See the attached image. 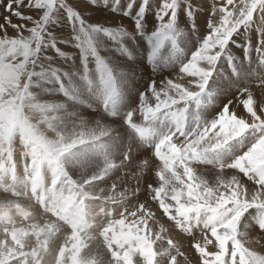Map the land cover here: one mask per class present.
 I'll list each match as a JSON object with an SVG mask.
<instances>
[{"label":"snow or ice","instance_id":"6c2138e0","mask_svg":"<svg viewBox=\"0 0 264 264\" xmlns=\"http://www.w3.org/2000/svg\"><path fill=\"white\" fill-rule=\"evenodd\" d=\"M91 2L94 3L95 0ZM134 2L135 0H129V7ZM194 2L195 0H141L135 14L130 19L135 28L140 30L145 11H151L152 6L155 5L156 26L153 36L159 41L166 39L175 41L180 34L176 24L178 12H182L189 20H194L198 14L209 11L207 6L194 7ZM224 3L227 6L223 11H221L223 5H211V15L207 16L208 34L186 62L179 67L175 75L171 78L149 82L140 95L138 106L123 114L125 124L137 137L150 143L152 155L159 161L154 165V176L149 178L146 185L148 195L141 192L137 197V205H141L150 196L153 207H159L161 214L167 211L171 218L166 221L168 227L177 229L179 232L169 233L166 227L161 230L159 238H150L145 226L147 216L143 212L140 214L141 219L132 217L121 224L114 223L115 235L110 232L109 236L121 245V256L126 252L128 257L127 262L120 259L119 264H136L137 258L141 259L143 264H156L158 256L154 254L157 249V243H154L156 240L161 244L167 241L172 242L165 249L169 256V264H177L174 257L190 258L195 264H242L239 251L235 256L232 255V241L227 240V237L231 235L228 226H219L221 223L218 208L219 193L204 194V185L201 181L208 174L198 173L194 164L203 161L206 154L224 149L232 141L249 131L253 134V140L239 154L240 156L252 149L254 144L259 147L261 143H264V75L258 78V87L261 92L259 97L254 96L250 87H243L223 105L210 122L200 121L196 117L195 126L191 129H187L184 124L185 114L190 104L199 107L202 98L203 102L211 103L213 93L206 90L209 79L221 56L227 55L226 49L234 36H243V43L238 46L243 47L245 59L248 58L250 51H254L258 63L264 66V32L260 30L259 25V14L264 11L262 7L264 0H259V2L257 0H232V3L224 0ZM24 7L25 0H7L5 10L18 20L26 21L27 24L13 23L9 15L4 16V23H0V33H2L0 39L25 40L26 37L30 38L28 41L30 47L35 50L30 60L35 59L36 63L29 65L32 72L27 77L28 87L34 74L33 69L43 55V49L49 46L55 48L56 38L49 31L48 25L58 14L63 18L66 15V23L71 26L75 47L79 48L82 54L93 56L95 52L92 42L93 34L102 32L113 39L126 34L122 27L111 28L102 24H88L82 12L75 10L65 0H27L29 10H38L36 13L38 18L25 15L18 10ZM249 9H252L253 19L236 28L237 19L242 20ZM115 10L114 8L113 11ZM45 13H47L46 16ZM122 15L129 16V12L125 10ZM28 24L31 27H28ZM6 25L14 30V35L8 34ZM33 29H36L38 38L32 36ZM249 33L252 39L249 38ZM154 56L155 50L150 54L149 60L151 61ZM7 59L9 57H5L4 62ZM228 62L231 66L230 56ZM189 77L191 79H188ZM114 96L115 87L113 86L107 111L113 112L111 105ZM137 111L143 117L142 124L136 123L133 119ZM160 117L171 118L175 122V127L158 139L150 140L147 125ZM93 141H96L95 137ZM4 146L5 141L0 140V178L7 181L5 187H8L15 182L16 163L4 151ZM134 152L135 146L129 145L128 150L122 154L121 160L125 158L129 161L137 160ZM257 155L258 148L249 153L250 157ZM217 162L221 161L211 163L215 165ZM222 163L240 164L247 172L245 175L239 167H233L224 173L230 180L232 176L235 177L223 190L224 197L231 200L235 193V199L240 202L243 215L250 208L264 210V183H258L260 177L264 175V163L250 158L243 160L234 158L230 162ZM123 166H127V162ZM42 167L41 159L28 158L25 169L30 181ZM106 167L110 169L112 163L106 162ZM216 175L219 173H216L213 167L211 176L215 178ZM197 185L200 186L197 187ZM141 196H143L142 202ZM148 207V204L143 203V208ZM260 219H264V216ZM213 227H216L215 233L212 231ZM179 233H184L191 238L187 247H184L177 239ZM124 244L127 245L126 248L122 247ZM0 264H16L15 253L7 249L0 251Z\"/></svg>","mask_w":264,"mask_h":264},{"label":"clouds","instance_id":"9594fccd","mask_svg":"<svg viewBox=\"0 0 264 264\" xmlns=\"http://www.w3.org/2000/svg\"><path fill=\"white\" fill-rule=\"evenodd\" d=\"M212 5H223L221 11L227 6L224 0H213ZM252 19L249 9L242 20L237 19L235 27ZM259 25L264 32V11L259 14ZM32 36L38 38L36 29L32 30ZM29 39H0V140L5 141L4 151L16 163L13 184L5 187L7 181L0 178V251L14 252L16 264H119L120 259L127 262V253L121 256V245L109 236L110 232L115 235L114 223L121 224L132 217L141 219L143 212L147 216L145 226L149 237L159 238L161 230L168 227L166 221L171 219L166 210L161 214L159 207L152 206L150 196L137 205L141 192L148 195L152 151L135 161L104 159L96 165L71 159L78 146L112 132L117 127L110 123L113 118L126 125L123 114L106 110L114 86L112 71L95 51L93 56L97 57L107 89L99 109L106 115L105 119L78 112L61 113L60 102L39 100L29 91L27 77L32 72L29 65L36 63L35 59L30 60L35 50L31 49ZM5 57H9L6 62ZM135 137L134 133L135 152L152 150L150 143ZM257 148L258 155L250 157L249 153ZM29 157L43 162L31 181L25 169ZM245 158L264 163V143L259 147L254 144L242 156H235L236 160ZM106 162L112 163L110 169ZM126 162L127 166H123ZM213 167L219 175L207 176L201 183L205 195L219 193V226L227 225L231 232L227 240L232 241V255L239 251L242 264H264V219L259 220L256 232L240 230L243 216L240 202L235 199V193L231 200L224 197L223 190L235 179L232 176L230 180L224 173L239 167L247 175L246 170L234 163L217 162ZM258 183H264V175ZM143 203L149 207L143 208ZM168 231L171 233L172 228L168 227ZM212 231L215 233L216 227ZM154 243H157L156 264H169L165 249L172 242ZM174 258L177 264H195L190 258ZM136 264L143 261L137 258Z\"/></svg>","mask_w":264,"mask_h":264},{"label":"rangeland","instance_id":"374dc122","mask_svg":"<svg viewBox=\"0 0 264 264\" xmlns=\"http://www.w3.org/2000/svg\"><path fill=\"white\" fill-rule=\"evenodd\" d=\"M139 1L141 2V0H135V2L132 3L131 7H129V0H95L94 3L91 2V0H66V3H68L70 6H73L75 10L82 12V15L84 16L88 24L90 25L102 24L105 27H111V28H121L122 27L126 32V34L116 39L106 36L102 32L92 35L93 47L95 48V51L98 52V53L96 52L97 56L99 55V57L104 60V62L108 65L109 69L112 71L113 85L116 86L120 82H126V81L130 82V83H125V85L129 86V88L126 94L124 95L122 103H121V100L118 99L117 101L118 104L111 106L112 111L118 114H124L136 108L138 106L141 93L144 92L149 82L153 81L154 80L153 78H156L155 76L152 77V75L150 74L152 72V69H151L152 66L147 65L148 63H150L149 56L153 52V50L157 48L155 50V55H157L156 59L158 60L159 64H161L160 66H162V63L166 64L167 63L166 61L168 62L176 61V64H179V66H181L182 63L186 62V60L189 58V55L191 56L192 51H195L197 49L196 47L199 46V44L204 39V37L208 34V31H209V29L205 28L203 24L201 23H203V17L206 14H209L213 0H205V1L195 0L193 4L194 7L199 8V7L207 6L209 11L207 13L202 12L201 14H198L194 18V20H189L186 15H183L182 12H178L176 24H177L178 29L180 30V34L175 38L174 43H172L173 41L170 39L159 41L156 37L153 36V33L155 31V26H156V16L154 14L155 13L154 5L152 6L151 11L146 10L144 13V19H143L141 29L143 30L147 29V30L142 32L141 29L137 30L135 28V25L133 22H131L130 17L135 14V11L137 10L140 4ZM6 4H7V0H0V23H4V20H3L4 16L9 15L13 23L18 22L17 24H20V23L27 24L26 21L18 20L16 17L13 18V16H11L5 10ZM199 4L200 6H198ZM114 8L116 9L115 11H113ZM18 10L22 11L25 15L32 14L34 18L35 17L38 18V16L36 15V12L34 13V11H37V10H29V8L27 7V0H25V7L22 9H18ZM125 10L129 12V16L122 15V13ZM148 17L150 18V20ZM28 27H31V25L28 24ZM196 27L198 29H196ZM6 28H7L9 35L15 34L14 30L11 28H8L7 25H6ZM48 29L51 32V34L56 38L55 48L49 46L43 49V55L40 57L39 63L33 69L34 74L31 77L29 91L34 95L35 98L39 100L50 101V102L51 101L60 102V108L58 109V111H60L61 113L78 112L80 114H84L85 111H88V112L94 111L95 113H97V115H95L94 118H100L102 120L105 119L106 115L99 110L102 102H97V107H94V104L96 101L94 100V102H92L93 99L102 98V93L95 94V98H93L91 95H88L85 97L82 93H77L76 91H74V93L69 92L70 94L64 95V96L61 90L56 92L57 89L59 90L61 89V87L63 89L66 88L67 89L66 92L69 91L68 88L66 87V86L70 87L72 83V80L70 79L69 75L75 72L76 70L80 72V75H81L80 79L90 80L91 77H89V72L85 73L86 67L89 66V64L91 63L93 64V67L95 68H99V67L97 64V57L92 56L90 54H82L80 49L75 47V42L72 39L71 26L66 23V15H65V18H63L61 15L58 14L54 18L53 22L48 25ZM131 33H135V35H142L144 37L133 42L132 36L134 35L131 36ZM201 33L203 36L201 35ZM0 35H2V33H0ZM25 35H27V33H25ZM181 35L185 36L184 38L185 45L180 47L179 38L181 37ZM195 35L196 36L200 35L201 38H200V42L194 45L190 43V41L196 38ZM125 37L127 38L125 39ZM146 37H148V40ZM234 37H236V39H234ZM234 37H233L232 42L229 43L226 49L227 55H222L220 60L217 62L216 69L217 70L221 69L220 74L216 75L215 74L216 69H215L213 72V75L209 79V83H208L209 85L207 86L206 90L208 92L209 91L212 93L214 92V94L212 95L213 101L215 100L214 98H216V91H214L211 87L215 84L220 85V81L224 80V78L228 76V66H229L228 57L230 56L231 59L235 61V59H237L238 56H242V54L244 53L243 47L238 46L243 43V37L242 38L237 37V36H234ZM249 38L252 39L251 34L249 35ZM57 49L59 51H57ZM60 52H63L64 54L60 55L59 54ZM251 52H254V51H250L249 54H251ZM182 54L185 56L186 60L184 59V56L183 57L181 56ZM155 63L156 61L154 62V64ZM129 65H132V66L129 67ZM98 71L101 72V70H98ZM100 76L101 74L98 76H95L94 81L96 80L95 83L97 85L105 86V84L102 83L103 77L100 78ZM216 76H218V79L216 78ZM55 78L58 79L60 83L57 89H54V86H52V79H55ZM168 78H171V77H168ZM100 79L102 82L100 81ZM46 85H50V87H48L50 91L44 93L41 91L42 90L41 86L47 87ZM119 87L117 86L115 87V89H118V93H115V96L113 97L114 99H116L118 95H121L122 91L124 92L126 91L125 86L123 89H120ZM260 95H261V92H258L257 94H255L256 97H259ZM83 98L89 99L91 101L90 103L92 104L90 105L89 108L85 107L89 105L87 104L86 101H82L81 104H79V102ZM213 101L211 102L213 103ZM202 103L201 105L203 109L201 108V105H200L199 110L195 104L189 105V108L186 112L187 115L185 114V121H184L185 127L187 129H191L192 127L195 126V123H196L195 117L200 116L199 120L200 121L203 120V122H205V119H203V113H205L206 110H209L211 103H206V102L204 103L203 100H202ZM190 108H192V110ZM215 110L216 109H214L213 111ZM189 114H191L192 116ZM210 117L212 118L213 115H211ZM133 119L138 124L143 123V117L140 115L139 111L135 113ZM110 123L117 125V127L112 132H110L107 136H105L106 137L105 139L104 137H101L97 141H89L85 145L78 146L76 149L73 150V153L76 156L74 157L76 161H79L80 163H83L86 165H96L102 162L104 159H113V160L118 161V159H121L122 157L121 153H124L128 149L129 145L135 146V142L133 139L134 133L132 129H130L127 125H124L122 120H119L116 118H113L110 121ZM173 126H175V124L171 118L169 117L157 118L155 121L151 122V124L147 125L148 138L150 140H156L162 135H164L165 133L172 130L171 128H174ZM135 139H139V137L136 136ZM252 140H253L252 132L251 131L246 132L242 137L232 141L224 149H221L217 151L216 153L215 152L208 153L206 154V156L210 154H215V155L221 154L223 155V158L226 159L228 155L232 154V158H235V156H237L238 154L242 152L241 150L244 151L246 149V147L252 142ZM123 150L124 152H122ZM149 151L150 149H145L143 151H139L140 153L134 152V155L136 156L137 159H139L141 156L148 155ZM70 158L72 159V156H70ZM151 161L153 162V166L159 163V161L156 160V158L153 155L151 156ZM201 162L202 161L196 162L194 164V168L199 167V169H197L196 171L198 173L204 172V173H207L208 176H211L212 166L206 165V163L204 164ZM153 176L154 174L150 173L149 178ZM140 199L143 201V196L140 197ZM252 209L254 210V208ZM258 214L259 216L261 215V217L264 216L263 212L261 213L259 211ZM246 215L253 217V214L250 212H246ZM252 230H251L252 232L258 231V229L257 228L255 229L254 227L252 228ZM175 233H177V230ZM179 235H178V239L182 235V238L180 239H184L182 241H185L188 245V242H189L188 240H190L191 238L183 233H179Z\"/></svg>","mask_w":264,"mask_h":264},{"label":"bare ground","instance_id":"6f19581e","mask_svg":"<svg viewBox=\"0 0 264 264\" xmlns=\"http://www.w3.org/2000/svg\"><path fill=\"white\" fill-rule=\"evenodd\" d=\"M199 1V0H198ZM205 1V0H204ZM140 2V1H139ZM211 3V2H210ZM196 5V4H195ZM203 5V4H202ZM205 5V4H204ZM155 6V5H154ZM198 6H200V4L198 5ZM122 7V6H121ZM155 8V7H154ZM126 9V8H125ZM129 9V8H128ZM38 11V10H37ZM37 11H34V13L36 12L37 13ZM155 14V13H154ZM201 14V13H200ZM5 15V14H4ZM30 15H32V14H30ZM208 15H211V13L209 12V14H206L204 17H203V23H201V24H203V26L205 27V28H208ZM106 16V15H105ZM11 18V17H10ZM13 18H14V16H13ZM36 18V17H35ZM149 18V17H148ZM149 20H150V18H149ZM200 20V19H199ZM198 21V20H197ZM14 22H16V21H14ZM20 22V21H19ZM18 23V22H17ZM148 24V23H147ZM200 24V25H201ZM150 25V24H149ZM199 25V26H200ZM8 28H10V27H8ZM146 28V27H145ZM200 28V27H199ZM204 28V29H205ZM196 29H198L197 27H196ZM142 30V32H144V31H146L147 29H145V30H143V29H141ZM183 31V30H182ZM202 31V30H201ZM188 32V31H187ZM194 32V31H193ZM197 32V31H196ZM199 32V31H198ZM191 33H192V31H191ZM203 33V32H202ZM202 33H201V35H202ZM11 34V33H10ZM184 34V33H183ZM188 34H190V33H188ZM207 34V33H206ZM132 35H134V36H132ZM128 36V35H127ZM131 36L133 37L132 38V40L133 41H137L138 39H141V38H143L144 36H142V35H135V33H131ZM136 36V37H135ZM148 36V35H147ZM186 36H187V34H186ZM196 36V35H195ZM203 36V35H202ZM237 37H241V36H237ZM127 37H125V39H126ZM147 38V40H148V37H146ZM185 38V36H182L181 35V37L179 38V41H180V47L181 46H184L185 44H184V39ZM200 38H201V36L200 35H197L196 36V38H194V39H190L191 41H190V43H192V44H196V43H199L200 42ZM242 38V37H241ZM128 39H130V38H128ZM156 39V38H155ZM234 39H236V37H234ZM168 40V39H167ZM119 41V40H118ZM121 41V40H120ZM127 41V40H126ZM114 43H116V42H114ZM122 43V42H121ZM172 43H174V41L172 42ZM118 44V43H117ZM154 44V43H153ZM158 44V43H157ZM237 44V43H236ZM110 45V44H109ZM115 45V44H114ZM120 45V44H119ZM163 45V44H162ZM177 45V44H176ZM179 45V44H178ZM186 45H187V43H186ZM153 46V45H152ZM164 46H166V45H164ZM237 46V45H236ZM154 47V46H153ZM158 47V46H157ZM168 47V46H167ZM107 48V47H106ZM127 48V47H126ZM155 48V47H154ZM197 48V47H196ZM157 49V48H156ZM155 49V50H156ZM172 49V48H171ZM186 49V48H185ZM150 50V49H149ZM179 50V49H178ZM189 50V49H188ZM194 50V49H193ZM237 50V49H236ZM100 51H102V50H100ZM97 52V51H96ZM187 52V51H186ZM194 51H192V53H193ZM98 53V52H97ZM102 53V52H101ZM165 53V52H164ZM188 53V52H187ZM129 54V53H128ZM172 54H174V53H172ZM171 54V55H172ZM177 54V53H176ZM180 54V53H179ZM123 55V54H122ZM178 55V54H177ZM99 56V55H98ZM101 56V55H100ZM103 56V55H102ZM127 56H129V55H127ZM156 56L157 55H155L154 57H153V59L150 61V63H148L147 65H151L152 67H151V69H152V72L150 73L151 75H152V77L153 76H155L156 78H153L154 80H157V81H159V80H162V79H165V78H168V77H172V76H174L175 75V73L179 70V64H176V61H166L167 63L165 64V63H162V66H160L161 64H159V62H158V60L156 59ZM182 57L184 56L183 54L181 55ZM249 56H251V57H249ZM164 57V56H163ZM170 57V56H169ZM172 57V56H171ZM189 57H190V55H189ZM174 58V57H173ZM178 58V57H177ZM188 58V57H187ZM160 59H162V58H160ZM179 59V58H178ZM184 59H185V56H184ZM183 59V60H184ZM121 60V59H120ZM164 60H166V59H164ZM180 60V59H179ZM178 60V61H179ZM182 60V59H181ZM186 60V59H185ZM156 61V63L154 64V62ZM232 61H234V60H232ZM148 62V61H147ZM180 62V61H179ZM161 63V62H160ZM182 63V62H181ZM98 64V63H97ZM146 64V63H145ZM183 64V63H182ZM132 65H129V67H131ZM230 66V65H229ZM228 66V76L226 77V78H224V80H221L220 81V85H216L215 84V82H214V84L215 85H213L211 88L214 90V91H216V98H214L215 100L213 101V103L211 102V104H210V108H209V110H206V112L205 113H203V119H205V122H210L212 119H214L215 118V116H216V114L218 113V111L223 107V105L225 104V103H227V101L228 100H230L241 88H243V87H250L252 90H253V94H254V96H255V94H257L258 92H260V89H259V87H258V85H259V81H258V78L261 76V75H264V66H262V65H260L259 63H258V60H257V58H256V54H255V52H251V54H249L248 55V58L247 59H245V57H244V53L242 54V56H238V58L237 59H235V61L234 62H232V64H231V66L229 67ZM92 72L90 73L92 76H93V78L95 77V76H98V75H100L101 74V72L100 71H98V70H95V71H93V70H91ZM220 72H221V69H219V70H215V74L217 75V74H220ZM86 73V72H85ZM50 76H52V75H50ZM70 79L72 80V81H75V82H77V83H81L80 81H79V79L81 78V75H80V72L78 71V70H76L75 72H73V73H71L70 75ZM80 76V77H79ZM87 76V75H86ZM145 76V75H144ZM54 77V76H53ZM89 77H90V75H89ZM215 77V76H214ZM45 78V77H44ZM98 78V77H97ZM146 78V77H145ZM216 78L218 79V76H216ZM188 79H191V78H188ZM220 79H221V77H220ZM84 80V79H83ZM98 80V79H97ZM149 80V79H148ZM96 81V80H95ZM95 81L92 83V84H90V86L93 88V94L95 95V94H99V93H103V91L106 89V87L104 86V85H97L96 83H95ZM140 81V80H139ZM218 81V80H217ZM62 83V82H61ZM209 83V82H208ZM217 83V82H216ZM219 83V82H218ZM50 84V83H49ZM59 82H58V79H52V86H54V89H57V87L59 86ZM101 84V83H100ZM209 85V84H208ZM207 85V86H208ZM212 85V84H211ZM210 85V86H211ZM47 87H43V86H41V88H42V92H49L50 91V89H48V87H50V85H46ZM64 86V85H63ZM65 86H66V84H65ZM67 88H68V92H66V88H62L61 87V89H57V91L56 92H58V91H60L61 90V92L63 93V96L64 95H68V94H70L69 92H71V93H74V91H77V89H76V87L75 86H72V83H71V85H70V87H68V86H66ZM118 87V86H117ZM140 87V86H139ZM138 87V88H139ZM81 88H83L82 86H81ZM120 89H123L124 88V85L123 86H120L119 87ZM209 88V87H208ZM144 89V88H143ZM211 89V90H212ZM212 90V91H213ZM83 92H85V91H83ZM82 92V93H83ZM210 92V91H209ZM115 93H118V89H115ZM213 94H214V92H213ZM60 95V94H59ZM90 95V94H89ZM214 97V96H213ZM118 97L115 99L116 101H118ZM213 99V98H212ZM203 100V99H202ZM205 103V102H204ZM88 104V103H87ZM92 104V103H91ZM193 105V104H192ZM202 105H203V103H202ZM202 105H201V108H202ZM94 107H97V101L95 102V104H94ZM206 107V106H205ZM209 107V106H208ZM191 110H192V108H190ZM203 109V108H202ZM214 109H216L215 111H213ZM95 110V109H94ZM98 110V109H97ZM198 110H199V107H198ZM188 112H190V111H188ZM193 112V111H192ZM83 113V112H82ZM193 114V113H192ZM83 115H85V116H88V117H92V118H94V116L95 115H97V113H95L94 111H85L84 112V114ZM100 115V114H99ZM186 115H187V113H186ZM189 115H191V114H189ZM195 115V114H194ZM211 115H213V117L211 118L210 116ZM192 116V115H191ZM200 117V116H199ZM198 117V118H199ZM202 118V117H201ZM167 119V118H166ZM195 119H196V117H195ZM189 120V119H188ZM193 120V119H192ZM203 121V120H202ZM164 122V121H163ZM174 122V121H173ZM195 122V121H194ZM160 123V122H159ZM170 123V122H169ZM168 123V124H169ZM174 124H175V122H174ZM189 126H190V124H189ZM194 126V125H193ZM173 127H175V126H173ZM171 129H173V128H171ZM247 137V136H246ZM106 137H104V139H105ZM249 138V137H248ZM242 143V142H241ZM124 149V148H123ZM238 149H239V147H238ZM244 149V148H243ZM151 151V150H150ZM241 151H243V150H241ZM122 152H124V150L122 151ZM137 153H140L139 151L137 152ZM216 153V152H215ZM121 154H123V153H121ZM233 155H235V154H233ZM239 155V154H238ZM71 156H72V159L73 160H76L74 157H76L75 156V154L74 153H72L71 154ZM222 157V158H221ZM78 158V157H77ZM122 158V157H121ZM232 159H234V158H232V154H230V155H228L227 157H226V159H224L223 158V155H221V154H217V155H215V154H210V155H208V156H205V158H204V162L206 163V165H211L212 166V163H209V161H211V162H215V161H217V160H219V161H221V162H230ZM118 160H120V159H118ZM201 163H203V162H201ZM196 170L197 169H199V167H197V168H195ZM151 174H154V166H153V170H152V172H151ZM142 197V196H141ZM141 202H142V200H141ZM259 211L262 213H264V210H262V209H258V208H254V210L252 209V208H250V209H248V211L247 212H250V213H252L253 214V217H250V216H248V215H246V213L242 216V218H241V221H240V225H239V227H240V230H249V231H251L252 230V228L254 227L255 229L257 228L258 229V222H259V220H260V218H261V215L259 216ZM248 214V213H247ZM264 215V214H263ZM253 226V227H252ZM252 227V228H251ZM176 230L177 229H172V232L173 233H175L176 232ZM175 231V232H174ZM253 231V230H252ZM179 232V230H177V233ZM184 234V233H183ZM186 235V234H185ZM180 236V235H179ZM184 237V236H183ZM180 238H182V235H181V237ZM179 238V240H180V242L184 245V247H187L188 245H187V243L185 242V241H182V240H184V239H180ZM188 238V237H187ZM186 238V239H187ZM177 239H178V237H177ZM187 241V240H186ZM189 241V240H188ZM187 241V242H188Z\"/></svg>","mask_w":264,"mask_h":264}]
</instances>
